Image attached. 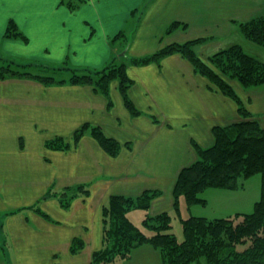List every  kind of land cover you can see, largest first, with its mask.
<instances>
[{"label": "crops", "instance_id": "obj_1", "mask_svg": "<svg viewBox=\"0 0 264 264\" xmlns=\"http://www.w3.org/2000/svg\"><path fill=\"white\" fill-rule=\"evenodd\" d=\"M141 1L87 0L70 7L61 0H0V59L95 71L124 55L144 57L196 38L209 39L195 48L201 57L209 56L231 37L245 43L233 22L264 14L257 12L258 0H148L136 20ZM173 22L186 27L166 34ZM9 23L25 39L5 36ZM121 32L126 37L116 38ZM127 71L134 81L129 98L141 112L135 117L125 109L116 83L110 87L113 106L108 109L107 99L89 85L0 80V232L6 249L1 264H90L103 247L102 208L110 196L137 197L155 190L161 196L152 201L150 215L171 212L177 176L196 160L191 142L208 148L214 126L240 121L235 103L209 90V82L179 55ZM252 103L249 99L246 106L255 114ZM84 124L119 142L117 156H109L89 135L69 151L45 148L56 137L70 142ZM76 185L87 186L89 194L68 209L54 198L42 200L50 188ZM75 238L83 249L73 254ZM116 264L162 262L159 251L142 246Z\"/></svg>", "mask_w": 264, "mask_h": 264}, {"label": "trees", "instance_id": "obj_2", "mask_svg": "<svg viewBox=\"0 0 264 264\" xmlns=\"http://www.w3.org/2000/svg\"><path fill=\"white\" fill-rule=\"evenodd\" d=\"M61 3L77 7L72 2ZM242 38L250 44L264 49V14L245 22H233ZM178 27L186 25L173 22L166 34H171ZM5 36L25 39L16 32L12 23L6 29ZM126 37L119 33L116 38ZM208 38H196L183 43H172L155 53L129 58L123 56L120 61H113L100 70L86 71L60 68L70 73L67 79L38 77L26 70L31 64H19L0 59V80L7 78H26L46 86L53 84L89 85L107 99V108L113 106L110 97L112 83L123 100L125 109L131 116L141 112L129 98V89L134 81L129 77L127 68L142 67L149 64L160 65L171 55H179L192 67L194 73L209 82V90L216 91L232 100L237 108L240 121L227 126H214L211 129L213 144L203 148L195 141L192 146L196 160L180 170L173 188V208L171 212L150 215L149 209L154 199L161 192L146 190L137 197L110 196L102 208L103 247L93 253L90 264H116L128 260L133 250L150 246L159 251L162 264H264V203L258 201L248 214H236L233 217L206 219L190 217L182 220L184 238L178 241L171 229L172 215L178 212V199L185 197L188 205L203 203L198 194L205 188L236 189L237 179H247L254 175L264 178V129L257 117L248 109L243 99L233 88L232 82L243 89L258 88L264 85V61L245 51L240 44L234 43L217 52L201 57L196 47L203 45ZM126 41V39H125ZM45 69H55L45 66ZM85 135L92 137L101 149L111 157L121 150L119 142L104 135L99 127L84 124L73 132L71 141L60 137L45 142L51 150L67 151L76 146ZM89 194L88 187L76 185L61 190L50 188L42 200L54 198L63 209H68L73 201ZM42 218L48 215L38 207L31 208ZM132 209L144 213L141 226L133 224L127 217ZM240 218V219H238ZM241 247V248H240ZM83 249V242L72 240L70 252L75 254Z\"/></svg>", "mask_w": 264, "mask_h": 264}, {"label": "rangeland", "instance_id": "obj_3", "mask_svg": "<svg viewBox=\"0 0 264 264\" xmlns=\"http://www.w3.org/2000/svg\"><path fill=\"white\" fill-rule=\"evenodd\" d=\"M147 1L148 0H142L141 3L138 4L139 5L137 8L138 10L135 11L133 14L134 19L138 20V18L141 16L144 8L147 7L148 5ZM63 2L65 4L72 2L77 6H82L89 3L87 2V0H63ZM256 6H257L256 7L257 12L264 13V0H258L256 2ZM234 13H238V12L234 10ZM126 32L128 33L127 35L130 34L129 30H126ZM244 42L245 43H242V46L244 47L246 52L255 55L256 57L264 61V49L254 46L249 42H246L245 40ZM231 43H237V41L234 40L233 37H231V39L227 41V44H225V46H222L221 49L227 47V45ZM122 54L123 52L120 53L121 56ZM202 57L206 58L207 56H202ZM48 65L49 64H47V66ZM45 66L46 63H44L42 60H33L32 64L29 67H27L26 70H21V71L31 73L32 75L38 77H44V78L55 77V79L57 80L67 79L70 76V73L68 71L60 69V68H66L67 65L54 64L51 67L49 66L50 68L55 69L54 71L45 69ZM232 84L237 94L239 96H243L242 97L243 101L247 106L249 99L253 101L252 103L253 105L249 106V108L254 109L253 112L256 114L258 122L264 129V89L263 90L252 89V90L243 91L245 89L238 88V85H236L235 82H232ZM78 144L76 146H72L67 151L77 147ZM236 184H237L236 189H232V190L224 189V188H213V187L205 188L202 192H200L197 195L198 198L204 200L203 203L188 205L185 201L184 196L179 197L178 199L179 210L177 213H175L176 215H172L173 218L171 220V229L168 232L173 233L177 238V240L181 241L184 238L182 220L188 219L190 217H203L208 220L215 218H224V217L235 218L236 214L251 213L254 209V205L256 202L262 201L264 203V178H262L261 175L257 174L247 179H242L241 177H239L237 179ZM170 200H172L171 202L173 207V202H174L173 189L171 191ZM127 217L133 224L137 226H141L144 213L140 209H132L127 213ZM1 220L2 218L0 216V222ZM3 245L4 242H3V238H1V232H0V258H1L0 261L6 260V255L4 252V250L6 249L3 248ZM139 259L140 256L136 258V261ZM201 264H206V261L203 258H201Z\"/></svg>", "mask_w": 264, "mask_h": 264}, {"label": "water", "instance_id": "obj_4", "mask_svg": "<svg viewBox=\"0 0 264 264\" xmlns=\"http://www.w3.org/2000/svg\"><path fill=\"white\" fill-rule=\"evenodd\" d=\"M123 55V54H122Z\"/></svg>", "mask_w": 264, "mask_h": 264}]
</instances>
